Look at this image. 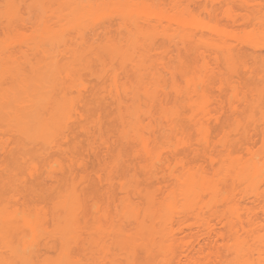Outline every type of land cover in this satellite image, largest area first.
<instances>
[{"label": "bare ground", "instance_id": "obj_1", "mask_svg": "<svg viewBox=\"0 0 264 264\" xmlns=\"http://www.w3.org/2000/svg\"><path fill=\"white\" fill-rule=\"evenodd\" d=\"M159 1L32 0L42 19L37 34L32 30L24 40L20 34L0 39V61L28 57L5 52L24 42L37 52L36 59L49 63L32 83L25 78L29 85L19 80L26 76L18 71L10 74L14 82L3 85L7 72L0 74V118L9 119L7 125L16 132L12 147L5 146L6 176L17 168L25 142L49 151L47 161L30 162L34 182L24 183L28 194L16 208L8 210L0 192V264H264V192L251 189L257 197L249 193L253 202L244 212L231 201L228 216L211 213L216 201L229 198L233 184L252 186L264 176V55H256L252 68L246 62L249 54L238 48L243 40L264 46V0L220 1H227L225 14L232 23L242 22V30L220 27L213 9L203 20L189 0ZM0 2V16L12 26L20 14L18 1ZM255 6L256 13L250 9ZM70 30L75 35L64 69L54 52ZM169 48L175 50L173 57ZM201 48L218 54V75L205 61L197 65ZM239 67L242 77L236 75ZM63 71L69 82L62 81ZM176 72L183 86L173 78L167 81L166 74ZM213 77H237L249 97L243 96L248 109L243 108L240 123L217 120L225 153L218 167L208 170L211 124L205 107ZM255 91L259 100L253 99ZM251 131L260 138L257 149L246 142ZM236 143L245 144L244 156L234 155ZM99 147H106L107 156ZM87 150L98 158L99 171L85 168ZM3 184L6 192L11 183ZM252 206L261 209L263 220L253 216Z\"/></svg>", "mask_w": 264, "mask_h": 264}, {"label": "rangeland", "instance_id": "obj_2", "mask_svg": "<svg viewBox=\"0 0 264 264\" xmlns=\"http://www.w3.org/2000/svg\"><path fill=\"white\" fill-rule=\"evenodd\" d=\"M18 2H17V5H18V7H19V9H18V11H19V13L20 14H18L19 15V17L17 18V19H15V17H14V19H15V21H13L14 19H12V23H13V25L11 26V24L10 23H7L6 22V20L4 19V18H2V16H0V39H4L5 37H7V36H15V35H17V34H20V36L21 37H23V40L25 39V38H27V36L28 35H30L31 34V32H32V30H33V32L35 33V34H37V30L38 29H35L37 26H38V24L40 23L39 21L40 20H42V19H37V17H38V11H37V8L35 9L34 8V5H32V0H17ZM159 1V0H158ZM162 1H165L166 2V0H160L159 2H162ZM190 1H191V3H192V5H191V3H190ZM209 1L210 0H189V3H190V7L192 6L193 7V11H195V9H196V12H197V14L198 13H200L199 15H200V17L203 19V20H207L208 18H209V15H207L208 14V10L209 9H213L214 10V14H215V20H216V22L219 24V26L220 27H222V28H225V29H232V30H242V29H240V28H244L243 27V24H242V22H235V23H232V21L229 19V17H227V15L225 14V8H226V3H227V1H224L223 3H220V1L221 0H211L212 2V4H214V8H210L209 6H210V4H209ZM256 1V0H255ZM257 2V1H256ZM255 2V3H256ZM255 3H253V4H255ZM0 5H1V7L3 8V4L0 2ZM235 6V7H234ZM234 10H235V12L237 13V15H242L243 14V12H244V10H241V8H239V7H237L235 4H234ZM192 7H191V9H192ZM203 7H206V12L203 10ZM256 8H257V6H255V7H253V8H250V9H253V11H255V13L257 12V10H256ZM38 10H40L39 8H38ZM37 11V12H36ZM41 12V11H40ZM245 12H246V10H245ZM44 14H46V12L44 11ZM39 17H40V14H39ZM111 18V17H110ZM114 18V20H115V17H113ZM7 19V18H6ZM108 19H109V17H108ZM111 20V19H110ZM109 20V21H110ZM113 20V21H114ZM11 21V20H10ZM107 21V20H106ZM109 21H107V22H109ZM111 22H112V20H111ZM103 23H106L105 21L103 22ZM108 24V23H107ZM114 24V23H113ZM111 25V24H110ZM14 28H16V29H14ZM113 28H114V26H113ZM20 30V31H19ZM86 31H88L89 32V30H86ZM116 31V30H115ZM114 31V32H115ZM88 32H87V34H86V32H85V35L87 36V35H89L88 34ZM74 35H75V31H73V30H70L69 31V34H68V36L66 37L67 38V40H65L64 42H63V45H61L58 49H59V51H57V52H54L55 54H56V57H57V59L59 60V59H61L60 61H59V63H57V64H59L62 68H64L65 69V66H64V64H66V61L70 58L69 56V39H71V38H73L74 37ZM160 35H158L157 37H159ZM89 37V36H88ZM89 39V38H88ZM6 40V39H5ZM160 39H158L157 38V40L156 41H159ZM160 41H164L163 43H165V39H163V40H160ZM159 41V42H160ZM241 42V41H240ZM245 41L243 40V42H242V44H239L238 43V48H240V49H242V51L243 50H245L247 53L246 54H249V56L247 57V63L248 64H250V66L253 68V66L251 65V61H254V63H253V65L255 64V60L258 58L259 59V55H260V57H261V55H264V46H263V44L261 43V45H260V47L258 46V47H255L253 44H251V45H247V44H245L244 43ZM162 43V44H163ZM177 42L175 41L174 42V44L175 45H178V44H176ZM237 43V42H236ZM252 43H254V42H252ZM256 43V42H255ZM260 43V42H259ZM156 44H158L157 42H156ZM161 44V43H160ZM167 44V43H166ZM171 45V44H170ZM258 44L256 43V46H257ZM172 46V45H171ZM179 47H180V45H178ZM177 46V47H178ZM174 47H176V46H174ZM172 49H174L173 47H171ZM170 49V48H169ZM201 52L200 53H202L203 55H201V57L203 56V58H204V60H202L201 59V57L200 56H197L196 57V63H197V65L199 66L203 61H205L206 63H207V65H208V67L210 68H213L214 69V72H215V70H220V68L221 67H219V65H218V63L221 61V59H220V61L218 62V60H216L215 59V56L217 55L218 56V54H216L215 52H214V50L213 49H210V48H201V49H199ZM15 51H17V52H24L26 55H28V57H21V58H19V59H17V61H11V60H1L0 61V74H3L4 72H7V76H3L2 75V82L4 81V82H8V81H10L11 83H12V81L14 82L15 81V79H13V77L14 76H17V75H20L21 76V74H24L26 77H24L23 76V78L22 77H19V80H20V78L21 79H24V81L25 82H27V76L29 77V80H28V82H30V83H32L33 81H34V79H35V77L36 76H38L39 74H41V69L43 68V66L44 65H46V64H49V63H46V61H44V60H42L41 58L40 59H36L33 55L34 54H37V52L34 50V48H29V47H27L26 46V43H24V42H22V44H20V45H9V46H7L6 47V49H5V52H15ZM170 51H171V53L169 52V55H170V57L172 56L173 57V55H175V50H171L170 49ZM176 52H177V48H176ZM199 53V54H200ZM21 54V53H20ZM197 54V53H196ZM245 54V55H246ZM194 55V54H193ZM256 55H258V56H256ZM33 56V57H32ZM36 56V55H35ZM192 56V55H191ZM220 56V55H219ZM247 56V55H246ZM250 56H251V58H250ZM193 57V56H192ZM246 58V57H245ZM254 58H256V59H254ZM166 59H167V57H166ZM175 59H176V57L174 58V61H175ZM253 59V60H252ZM48 61V60H47ZM172 61V60H171ZM218 62V63H217ZM172 63V62H171ZM174 63V62H173ZM93 65H92V68H93V66H94V63H92ZM174 64H176V63H174ZM220 64V63H219ZM222 64V63H221ZM246 64V63H245ZM247 65V64H246ZM221 66V65H220ZM95 67H96V63H95ZM249 66H246V68H248ZM241 68H244L245 69V66H243V67H241ZM95 69H100L99 68V66L97 67V68H95ZM94 68H93V72L94 71H96ZM224 69V68H223ZM222 69V70H223ZM249 70H251V71H253L251 68H248ZM221 70V71H222ZM238 70V69H237ZM246 70V69H245ZM16 71H18L19 73H17ZM239 71H240V67H239ZM247 71V70H246ZM245 71V72H246ZM251 71H249L248 73H252ZM96 72H98V70L96 71ZM213 72V73H214ZM225 72V70L223 71V73ZM241 72L242 71H240L239 72V74H236V75H242L241 74ZM14 73H17V75H15ZM21 73V74H20ZM83 73H87V71H84ZM222 73V75L224 76L225 74H223ZM226 73V72H225ZM244 73V72H243ZM10 74H14V76H12L11 75V77H10ZM216 74V72L214 73V74H212V75H215ZM219 74V73H218ZM218 74H216V75H218ZM232 74H234V73H232ZM245 74H247V73H245ZM244 74V75H245ZM62 81H64V82H69V80H70V78H67V77H65V72L63 71L62 72ZM215 75V76H216ZM221 75V74H220ZM221 75V76H222ZM228 75V74H227ZM226 75V76H227ZM1 76V75H0ZM89 76V75H88ZM166 76L168 77L167 78V81L169 82L172 78L175 80V82H177L180 86H183L184 85V81L182 80V78H181V76L179 75V73L178 72H176L174 75H172V76H170L168 73L166 74ZM229 76V75H228ZM227 76V77H228ZM234 76V75H233ZM243 76V75H242ZM241 76V77H242ZM90 77H92V76H90ZM89 77V78H90ZM225 77V76H224ZM231 77V76H230ZM238 77V76H237ZM237 77H233V78H231V80H229V81H226V80H223V77H220V78H222V79H220V78H218V77H213V79L212 80H210V83H208V85H209V88H208V94H209V102H208V104L206 105V107H205V111L208 113V115L206 116L207 117V120H208V122L211 124L210 125V127L209 128H211V133L209 134V135H211V136H209V138H210V140H209V144H208V147H207V150H206V155H205V160H207V169L208 170H212L213 169V167L214 168H216V167H218V165H219V163H220V161H221V158H222V156H223V154L225 153V150H224V148L220 145V141L218 142V136H219V134H220V136H219V138L221 137V134L223 133V131H222V133H220L219 131H221V130H219L220 128L218 127V121L220 122V125L221 124H232V123H234V121L237 123L238 121H239V123H240V120L238 119V117L240 118V116L242 115V113H243V110L245 109V108H247V106H245L244 105V102L245 101H243V96H245L246 94H243V92H245L244 91V89L246 88L247 89V87H245L244 88V86H243V83H242V81H240ZM25 78H27V79H25ZM88 78V77H87ZM107 78V77H106ZM256 78V77H255ZM91 79V78H90ZM240 79H242V78H240ZM246 79H248V78H246ZM246 79H245V81H246ZM250 79H251V84L249 83V81H250ZM250 79H248V83L250 84V85H252V79L253 78H250ZM93 80V79H92ZM91 80V81H92ZM243 80V79H242ZM257 79H254V81H256ZM24 81H22V82H24ZM103 81H105V80H103ZM4 82H3V85H4ZM17 82V81H16ZM19 82V81H18ZM28 82H27V84H28ZM100 82V81H99ZM209 82V81H208ZM257 82V81H256ZM1 83V82H0ZM9 83V82H8ZM20 83V82H19ZM29 83V84H30ZM245 83V82H244ZM248 83H245L246 85L248 84ZM253 83H255V82H253ZM15 84H17V83H15ZM22 84V86H23V83H21ZM28 84V85H29ZM6 85H8V84H6ZM13 84H11V86H12ZM20 85V84H19ZM26 84H24V86H25ZM254 85H256V84H254ZM2 86V85H1ZM15 86H17V85H15ZM8 87L10 88V85H8ZM13 87V86H12ZM18 87L19 86H17V90H18ZM3 88V87H2ZM6 88V87H5ZM2 89V91H7L6 89ZM14 88V87H13ZM13 88H11L12 90L11 91H13ZM22 88H24V87H22ZM22 88H20V89H22ZM168 88V87H167ZM19 89V90H20ZM170 89V88H169ZM252 89V88H251ZM1 90V89H0ZM17 90H15V92L17 91ZM171 90V89H170ZM247 91V90H246ZM252 91V90H251ZM254 91V90H253ZM171 92V91H170ZM173 92V91H172ZM247 92H249V91H247ZM250 93V92H249ZM255 93V96H253V99H254V97H256L257 99L256 100H259V97H260V95H259V92L258 91H255L254 92ZM173 94V93H172ZM172 94H169V95H171L169 98H171L172 97ZM247 99H248V93H247ZM251 96V95H250ZM262 96V95H261ZM246 98V97H245ZM251 98V97H250ZM261 98V97H260ZM262 98H264V97H262ZM246 99V100H247ZM245 100V99H244ZM255 100V99H254ZM242 101V102H241ZM253 101V100H252ZM263 101V105H261L260 107L261 108H263V110H261L262 111V117H263V120H264V100H262ZM249 102V101H248ZM257 102V101H256ZM260 103V104H261ZM243 104V105H242ZM247 104V103H246ZM248 105V104H247ZM253 105H254V102H253ZM252 105V106H253ZM258 105V104H257ZM257 105H256V107H257ZM245 106V107H244ZM249 107V111L250 112H252V110H251V108L253 109V107ZM259 106V105H258ZM244 108V109H243ZM259 108V107H258ZM239 109V110H238ZM248 109V108H247ZM247 109H246V111H247ZM241 111V112H240ZM249 111H248V113H249ZM255 111V110H254ZM245 112V111H244ZM256 112H257V109H256ZM259 113L260 112H257L256 113V118L257 117H259ZM245 114H246V112H245ZM254 114H255V112H254ZM253 115V114H252ZM247 116V115H246ZM252 118V117H251ZM261 118V117H260ZM9 119H1L0 118V186H2V184H3V182L6 180V181H8V182H10L11 183V185H10V187L9 188H7L6 189V192L4 191V189H5V186L4 185H6V184H3V186L4 187H1L0 188V192H3V194H5L6 196H5V199H3L4 201V203H7V205H8V210H10V211H12L14 208H16L17 206L16 205H19V203L20 202H22L23 200H24V198H26V196H25V194H28V193H25V189H26V187H25V184H30L29 182H30V180H31V182H34V180L32 181V179H31V177H34V176H31V173H32V175H34L33 174V172L34 171H32L33 169H31V167H32V165H30V162L33 160V162H35V161H38V160H40V161H47L48 160V154H49V151H47V150H45V151H43L42 152V150L40 149V145L38 144V143H26L25 142V149H24V152H23V154H22V157L21 158H19L18 159V166H17V168L11 173V174H9L8 176H6L7 175V173H9L8 171H6V173H5V171L3 170V167L5 166V165H3V163H4V160L6 159V156H7V153L5 152L6 150V147L7 148H10V147H12V141L13 140H15V138H16V132H15V130H14V128H10L8 125H7V121H8ZM218 120V121H217ZM247 120V119H246ZM252 120V119H251ZM256 120V119H255ZM260 120V119H259ZM257 121V120H256ZM262 121V120H261ZM244 122H246V121H244ZM250 122V121H249ZM249 122L247 123V124H249ZM252 122V121H251ZM254 122V121H253ZM252 122V123H253ZM258 122V121H257ZM264 122V121H263ZM208 123V124H209ZM235 123V124H236ZM241 123H242V121H241ZM259 124V123H258ZM263 124V123H262ZM233 126V125H232ZM235 126V125H234ZM233 126V127H234ZM260 126H261V123H260ZM263 126H264V124H263ZM226 127V130H228V128H227V125L225 126ZM225 127H223V128H225ZM222 128V127H221ZM230 128V127H229ZM263 128V127H262ZM232 129V128H231ZM264 129V128H263ZM225 130V131H226ZM229 131V136L232 134V132H230V129L228 130ZM236 131V130H235ZM234 132V131H233ZM227 133V132H226ZM238 133H240V132H236V134H238ZM234 134V133H233ZM251 134H252V136L249 138V141H246V142H249L250 143V147H252L253 149H257L258 147V145H257V142L256 141H258V144L260 145L261 143H259V140L258 139H260V138H257V134H254L252 131H251ZM260 133H258V135H259ZM223 135H224V133H223ZM239 135V134H238ZM238 135H234V137L235 136H237L238 137ZM226 136H228L227 134H226ZM105 137H106V135H105ZM231 137V136H230ZM100 139V138H99ZM104 139V138H103ZM231 139V138H230ZM238 139H239V137H238ZM97 140V139H96ZM95 140V141H96ZM212 140V141H211ZM236 140V139H235ZM242 141V140H241ZM101 142V139H100V141H99V143ZM233 142V141H232ZM238 142H239V140H238ZM243 142V141H242ZM254 142H256V144H253ZM98 142H96L95 143V146H96V144H97ZM102 143V142H101ZM235 143V142H234ZM249 143H246V145L247 146H249ZM103 144V143H102ZM237 144V143H236ZM239 144V143H238ZM238 144H237V146H236V152H234V155H237V156H244L245 154H246V148H245V144L244 143H242V144H239L240 146H238ZM6 146V147H5ZM95 146H94V148H95ZM101 146V145H100ZM103 146V145H102ZM84 148H86V147H84ZM96 148H98V147H96ZM100 148V147H99ZM105 148L106 147H101L100 148V150H102V151H100L102 154L104 153L105 154ZM85 151V150H84ZM89 150H87V155L85 154V157H87V158H85V157H83L84 159H83V161L85 160V161H87L86 163L87 164H85V168H87V170L88 171H95V169L97 170V168H98V162H97V159L94 157V155L92 154V151L90 150L89 152H88ZM96 151H98V149H96ZM101 153H99L98 155H102ZM82 155L84 156V153H82ZM106 155V154H105ZM105 155H104V158H106L105 157ZM103 156V155H102ZM107 156V155H106ZM103 158V157H102ZM101 158V159H102ZM203 159V158H202ZM201 159V160H202ZM100 160V159H99ZM98 160V161H99ZM200 160V161H201ZM85 161H84V163H85ZM6 162V161H5ZM203 162V161H202ZM205 163H206V161H205ZM32 164V163H31ZM86 165H87V167H86ZM31 166V167H30ZM46 168V167H45ZM99 169V168H98ZM32 172H31V171ZM46 170H47V168H46ZM46 170H44V172L46 171ZM77 170V169H76ZM87 171V172H88ZM97 171H99V170H97ZM91 172H89V173H91ZM93 173V172H92ZM45 176H43V178H44ZM260 179L258 180H256V181H254L255 183L252 185V186H249L247 183H246V185L243 183L244 181H242V182H239V183H235V184H233V183H231V184H233V187L231 188V193H230V196H229V198L227 199V200H218V201H220V202H217L216 201V203L214 204V208H215V210H211L212 212L211 213H214V212H216L217 214H221V213H224V214H226L227 216H228V209H227V204H229V206H230V204H231V201H232V203L234 202V203H236L237 205H238V207L239 208H241L240 210H241V212H244L245 211V209H244V206H249L250 204H251V202H253L252 200H251V202H249L250 201V190L251 189H253L254 190V188H257V189H259L258 191H261V192H264V176L261 178V177H259ZM44 180H46L45 182L46 183H50V178H46V179H44ZM43 180V181H44ZM237 181V180H236ZM23 182V183H22ZM45 182H43V183H45ZM98 182V181H97ZM233 182V181H232ZM235 182V181H234ZM25 183V184H24ZM7 186H9V185H7ZM30 187H31V185H30ZM29 187V188H30ZM28 188V187H27ZM247 192V194L248 195H245V193ZM30 192L31 193H29V194H31V196L34 194V191L31 189L30 190ZM253 192V191H252ZM260 192V193H261ZM250 193V194H249ZM254 193V192H253ZM252 193V194H253ZM251 194V196H254V198L256 199V197H257V195H252ZM257 194V193H256ZM258 194H259V192H258ZM263 194V196H264V193H262ZM2 195V194H1ZM28 196V195H27ZM246 196H248L247 198H246ZM262 196V197H263ZM2 198H3V196H1ZM28 197H30V196H28ZM261 197V196H260ZM251 199H252V197H251ZM263 199V198H262ZM261 199V200H262ZM6 200V201H5ZM29 200V199H28ZM258 200H254V202H255V204H257L256 202H257ZM262 201H264V200H262ZM233 203V204H234ZM259 203H260V200H259ZM258 203V204H259ZM253 204V203H252ZM255 204H253L254 206H255ZM264 204V203H263ZM257 206V205H256ZM260 206V205H259ZM244 210H243V209ZM251 208V207H250ZM252 208H254L253 206H252ZM239 210V211H240ZM214 211V212H213ZM250 211H252L251 209H250ZM215 214V213H214ZM223 214V215H224ZM211 215H213V214H211ZM243 215V214H242ZM253 216L254 217H258V219H261V220H263V214H262V211H261V209L258 207V208H254L253 209ZM214 217V216H213ZM213 217H211V218H213ZM215 218V217H214ZM213 218V219H214ZM244 218H245V214H244ZM213 219H211V220H213ZM216 219V218H215ZM214 221H216V220H214ZM213 221V222H214ZM217 226V225H216Z\"/></svg>", "mask_w": 264, "mask_h": 264}]
</instances>
